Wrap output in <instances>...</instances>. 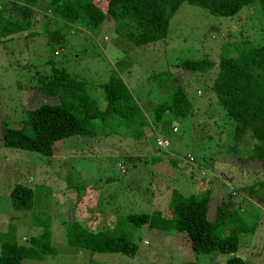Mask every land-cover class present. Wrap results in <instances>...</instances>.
<instances>
[{
	"label": "rangeland",
	"instance_id": "374dc122",
	"mask_svg": "<svg viewBox=\"0 0 264 264\" xmlns=\"http://www.w3.org/2000/svg\"><path fill=\"white\" fill-rule=\"evenodd\" d=\"M44 6L38 7L41 10L34 16L38 20L32 27L35 34L0 37L2 127H27V109L59 103L57 97L38 96L34 89L39 76L50 73L49 59L84 80L88 94L102 109L106 102L101 84L116 73L137 94L147 115L156 103L169 96L162 93L175 83L185 88L194 112L193 116L175 121L177 133H172L168 116L157 125L149 118L152 130L145 128L139 138L128 136L126 129L112 122H101L100 136L62 138L54 143L52 156L0 144V234L14 235L17 242L24 243L42 231V226L34 224L40 218L49 223L56 248L53 255L23 259L22 264H226L225 254L194 252L185 233L148 227L132 230L138 245L134 256L92 253L69 246L66 241L65 227L70 223L96 232L111 229L131 213L159 210L166 215L172 189L188 196L208 187L213 191L208 219H214L220 197L230 193L232 200H225L237 208L247 229L239 234L236 255L246 264H264V186L255 187L252 201L243 198L244 192L239 193V186L248 183L241 181L242 174L238 173L255 166L251 163L255 155L253 138L234 136L233 120L218 106L208 87L217 68L195 73L176 65L202 57L216 62L227 42L264 43V18L256 1L231 17L213 16L183 2L170 20L167 37L141 47L127 41L122 35L124 24L113 19H106L93 31L64 28V43H50L46 30L54 24L47 21ZM166 70L171 72V78H159L160 88L153 85L148 76ZM157 138H166L170 144L159 147ZM189 156L193 159L189 160ZM223 171L232 177V182L223 178L218 186L210 183L215 177L212 173L216 172L218 181ZM250 175L264 181L261 174L255 176L251 171ZM17 184L34 191V210H16L10 204L9 193ZM39 206H44V213L34 214Z\"/></svg>",
	"mask_w": 264,
	"mask_h": 264
},
{
	"label": "trees",
	"instance_id": "16d2710c",
	"mask_svg": "<svg viewBox=\"0 0 264 264\" xmlns=\"http://www.w3.org/2000/svg\"><path fill=\"white\" fill-rule=\"evenodd\" d=\"M252 1L259 5L264 18V0H0V37L11 39L19 33L35 34L32 27L37 19L34 16L41 10L38 7L45 4L43 13L47 21L50 19L54 24L46 30L50 43L59 46L64 43V28L93 31L106 19H113L124 24L123 37L134 46L141 47L167 37L170 20L183 2L203 8L213 16L231 17ZM220 51L216 62L202 57L185 59L176 65L195 73L217 68L208 87L212 89L218 106L233 120L234 136L250 135L253 138L255 155L251 163L260 165L264 163V43L227 42ZM55 54L58 55L57 50H54ZM48 63L51 65L50 73L42 78L39 76L34 89L38 96L57 97L59 103H45L27 109V127H2L0 124L1 145L52 156L54 143L62 138L71 135L87 138L100 136L101 122H112L126 129L128 136L139 138L145 128L152 130V122L157 125L165 116L169 117L172 133L178 132L175 121L193 116V102L179 83L172 84L163 92L162 95L169 93V96L156 103L147 115L129 84L112 73L101 84L106 102L102 109L96 99L88 94L84 80L74 77L51 59ZM148 78L160 88L162 84L157 80L171 78V72L154 71ZM164 83L169 84L167 81ZM26 98L31 96L27 95ZM158 140L167 141V144L158 145ZM156 144L166 147L170 143L166 138H157ZM9 199L14 209L31 210L34 191L17 184L11 189ZM210 199V189L186 196L174 188L166 215L159 210L150 214L131 213L117 221L111 229L96 232L73 222L65 227L66 241L69 246L92 253L134 256L138 245L132 230L148 227L185 233L191 249L200 255L219 252L226 255V264H246L236 252L239 234L247 229L237 209L228 207L226 200L231 199V194L220 197L213 220L207 217ZM36 220L39 222L34 221V224L42 226V231L29 239L24 238V243L17 242L14 235L0 234V264H22L23 259L39 260L56 252L49 223L40 218ZM183 264L203 263L191 261Z\"/></svg>",
	"mask_w": 264,
	"mask_h": 264
},
{
	"label": "crops",
	"instance_id": "0c3cea01",
	"mask_svg": "<svg viewBox=\"0 0 264 264\" xmlns=\"http://www.w3.org/2000/svg\"><path fill=\"white\" fill-rule=\"evenodd\" d=\"M37 23H38V20L36 21ZM244 160L242 159V162H243ZM251 169V171H253V174L255 175V176H260L259 174H261L262 176H264V163H261L260 165H255V166H253L252 168H249L248 170H247V172L246 173H248V176H245L244 174H246L245 173V171L244 172H239L238 174H242V176H241V181H244V182H246V183H248L247 185H241V186H239V188H241V191H239V193L240 192H244L245 194H243L242 196H243V198H246V199H249L251 196H252V198H254V194L255 193H253V191H255L254 189H255V187L257 186V185H260V186H264V181L263 180H259V181H257V180H255V179H253L252 177H251V175H250V172L251 171H249ZM245 170V169H244ZM226 172H222V174H221V179L220 180H218L217 181V179H216V172H214V173H212V175L213 176H215L213 179H212V181L210 182V183H214L216 186H218L221 182V180L223 179V178H225L226 180H229L230 182H232L231 180V178L232 177H229L228 175V173H226ZM261 181V182H260ZM220 182V183H219ZM210 187H208V188H206V189H209ZM238 188V189H239ZM210 191H211V197H212V194H213V191H212V189L210 188ZM232 198H233V196H231V199L230 200H232ZM211 200V199H210ZM250 200L252 201V199L250 198ZM249 201V200H248ZM254 203H259V202H254ZM261 204V203H260ZM228 207H230V208H232V209H237V208H233L231 205H230V203L228 202ZM34 208H35V206H33V209L32 210H34ZM37 212L36 213H41V214H43L44 213V206H39L37 209ZM215 214H216V212H215ZM207 217H208V215H207ZM214 218H215V215H214ZM209 220H212V219H209ZM226 226H228V224L226 225ZM225 229H226V227H225ZM217 255V254H216ZM216 255H214V256H209L210 258H213V257H215ZM217 257H219V256H217ZM223 259L226 261V257H224L223 256ZM216 261H219V259L217 258V259H215Z\"/></svg>",
	"mask_w": 264,
	"mask_h": 264
},
{
	"label": "built area",
	"instance_id": "2783aa9c",
	"mask_svg": "<svg viewBox=\"0 0 264 264\" xmlns=\"http://www.w3.org/2000/svg\"><path fill=\"white\" fill-rule=\"evenodd\" d=\"M158 145H166L167 144V141H160L158 140ZM190 160H192V157L189 158Z\"/></svg>",
	"mask_w": 264,
	"mask_h": 264
},
{
	"label": "clouds",
	"instance_id": "9594fccd",
	"mask_svg": "<svg viewBox=\"0 0 264 264\" xmlns=\"http://www.w3.org/2000/svg\"><path fill=\"white\" fill-rule=\"evenodd\" d=\"M124 169H122V171H123Z\"/></svg>",
	"mask_w": 264,
	"mask_h": 264
}]
</instances>
